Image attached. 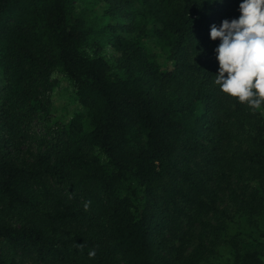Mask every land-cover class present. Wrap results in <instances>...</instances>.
<instances>
[{
  "label": "trees",
  "instance_id": "obj_1",
  "mask_svg": "<svg viewBox=\"0 0 264 264\" xmlns=\"http://www.w3.org/2000/svg\"><path fill=\"white\" fill-rule=\"evenodd\" d=\"M240 2L0 0V264H264V106L209 35Z\"/></svg>",
  "mask_w": 264,
  "mask_h": 264
},
{
  "label": "clouds",
  "instance_id": "obj_2",
  "mask_svg": "<svg viewBox=\"0 0 264 264\" xmlns=\"http://www.w3.org/2000/svg\"><path fill=\"white\" fill-rule=\"evenodd\" d=\"M238 11V18L224 19L219 26L211 25V40L220 41L214 49L219 65L214 83L236 102L261 109L264 106V0H241ZM95 254L94 250L90 251L89 258Z\"/></svg>",
  "mask_w": 264,
  "mask_h": 264
},
{
  "label": "rangeland",
  "instance_id": "obj_3",
  "mask_svg": "<svg viewBox=\"0 0 264 264\" xmlns=\"http://www.w3.org/2000/svg\"><path fill=\"white\" fill-rule=\"evenodd\" d=\"M59 78V84L52 94V111L59 115L69 116L74 106L72 100V91L69 83L60 73L55 74Z\"/></svg>",
  "mask_w": 264,
  "mask_h": 264
}]
</instances>
